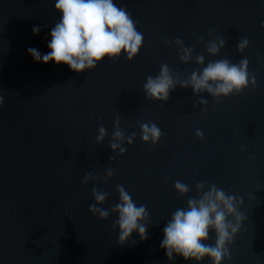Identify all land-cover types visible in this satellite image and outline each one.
Instances as JSON below:
<instances>
[{
  "label": "water",
  "instance_id": "95a60500",
  "mask_svg": "<svg viewBox=\"0 0 264 264\" xmlns=\"http://www.w3.org/2000/svg\"><path fill=\"white\" fill-rule=\"evenodd\" d=\"M53 3L0 0V264H194L167 260L162 229L210 185L240 198L245 216L224 264H264V0H115L142 33L141 49L132 60H105L79 74L27 53L30 46L48 51L58 19ZM217 37L224 45L213 55L207 46ZM244 37L249 43L240 53ZM181 48L191 50L186 62ZM245 57L255 88L217 99L180 84L209 62ZM161 65L176 82L166 102L146 99L142 89ZM116 117L125 138L135 133L123 155L109 147ZM148 122L162 131L155 146L140 138ZM101 125L106 135L97 143ZM177 180L187 194L174 190ZM117 185L146 207V240L134 232L120 245L116 213L105 220L89 213L93 186L108 193L98 206L111 209Z\"/></svg>",
  "mask_w": 264,
  "mask_h": 264
},
{
  "label": "clouds",
  "instance_id": "9594fccd",
  "mask_svg": "<svg viewBox=\"0 0 264 264\" xmlns=\"http://www.w3.org/2000/svg\"><path fill=\"white\" fill-rule=\"evenodd\" d=\"M53 9L58 19L51 27L47 40V52L41 53L35 47H28L27 53L34 62L47 64L49 61L56 65L64 64L77 74L95 68L105 60H116L124 56L132 60L142 46L143 35L137 31L131 14L115 3V0H54ZM260 27L264 28V21ZM32 33L38 34L39 26H33ZM211 31V30H210ZM175 43L180 44L179 38ZM246 37L237 41L236 49L243 53L248 47ZM224 45V40L217 37L216 41L209 42L207 51L217 54ZM180 59L187 61L190 49L181 48ZM197 62L202 63L203 57L198 56ZM248 59L242 58L239 63H231L228 59L209 62L198 74L193 72L188 81H181L182 87L191 86L194 93L207 91L214 98L228 97L240 93L251 86L256 87V78L248 71ZM175 81L169 73L167 65H161L159 75L145 78L142 85L146 99L166 102L170 91L175 87ZM4 98L0 96V106ZM200 103L207 101L201 99ZM119 117L114 122L113 141L109 147L119 150V154L126 152L125 143L132 144L135 133L125 138L118 127ZM140 138L143 142L155 146L162 136L161 129L153 122L140 125ZM106 135L105 128L98 127L95 139L101 143ZM195 135L203 138L201 130ZM110 178L114 175L112 168L106 169ZM91 173L85 174L81 180L87 184ZM174 190L180 195L189 191L188 185L177 180ZM203 189V182L196 185ZM93 203L88 211L100 220L109 217L110 211L116 213L112 227L119 230L117 242L125 244L132 233H136L140 241L147 239V221L149 213L144 205H137L130 193L121 185H117L118 202L105 209L99 207L106 200L108 193L99 191L95 186L91 189ZM241 199L226 193L215 185H210L198 198H189L187 206L177 208L165 223L162 229V239L159 247L163 249L169 261L182 258L185 262L203 264L205 258L209 264H224L230 259L229 246L239 232L244 214L238 211ZM229 216L233 219H229ZM210 232L214 233V242L209 243Z\"/></svg>",
  "mask_w": 264,
  "mask_h": 264
}]
</instances>
